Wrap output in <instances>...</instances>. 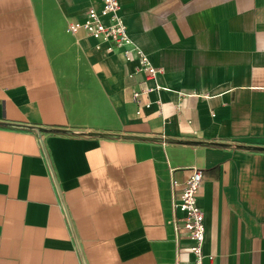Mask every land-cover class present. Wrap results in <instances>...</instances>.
I'll use <instances>...</instances> for the list:
<instances>
[{"label": "crops", "instance_id": "crops-1", "mask_svg": "<svg viewBox=\"0 0 264 264\" xmlns=\"http://www.w3.org/2000/svg\"><path fill=\"white\" fill-rule=\"evenodd\" d=\"M101 6L0 0V264H175L195 167L203 264H264V0H119L138 98L140 60L70 29Z\"/></svg>", "mask_w": 264, "mask_h": 264}, {"label": "built area", "instance_id": "built-area-1", "mask_svg": "<svg viewBox=\"0 0 264 264\" xmlns=\"http://www.w3.org/2000/svg\"><path fill=\"white\" fill-rule=\"evenodd\" d=\"M102 6L88 9V18L83 22H70L73 32L84 29L88 34L97 36L107 43L109 50L125 46L128 60L138 58L140 68L145 73L146 86L141 91L134 92V97L161 88L157 81L159 67L155 66L148 55L134 44L128 30V25L119 12V0H101ZM109 15L110 23H104L100 15ZM203 180V171L195 167L191 175L184 181L183 187L176 189L179 184L175 177L172 182V225L177 243L175 264H203L207 254L204 252L206 237L205 213L199 204V189ZM188 237L192 243L188 246L180 244L182 237ZM210 259L214 255H208Z\"/></svg>", "mask_w": 264, "mask_h": 264}, {"label": "water", "instance_id": "water-1", "mask_svg": "<svg viewBox=\"0 0 264 264\" xmlns=\"http://www.w3.org/2000/svg\"><path fill=\"white\" fill-rule=\"evenodd\" d=\"M92 134H103V135H107V134H111V133H100V132H91Z\"/></svg>", "mask_w": 264, "mask_h": 264}]
</instances>
